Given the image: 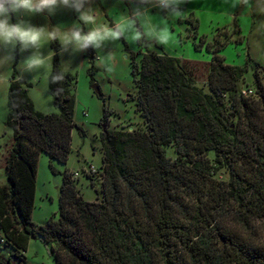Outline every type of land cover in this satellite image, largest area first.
I'll list each match as a JSON object with an SVG mask.
<instances>
[{
  "label": "trees",
  "instance_id": "16d2710c",
  "mask_svg": "<svg viewBox=\"0 0 264 264\" xmlns=\"http://www.w3.org/2000/svg\"><path fill=\"white\" fill-rule=\"evenodd\" d=\"M191 27L197 33V19ZM226 43L214 49L209 91L179 58L148 52L134 61L144 129L102 130V198L86 200L66 170L60 215L42 225L32 221L38 155L66 164L73 130L85 133L75 121L76 76L62 69L56 42L51 114L35 107L31 83L11 81L0 241L20 264L32 236L52 244L55 264H264V67L250 55L244 66L225 63ZM248 71L254 93L245 96ZM57 72L64 78L52 83Z\"/></svg>",
  "mask_w": 264,
  "mask_h": 264
},
{
  "label": "rangeland",
  "instance_id": "374dc122",
  "mask_svg": "<svg viewBox=\"0 0 264 264\" xmlns=\"http://www.w3.org/2000/svg\"><path fill=\"white\" fill-rule=\"evenodd\" d=\"M199 3H202L200 4L202 7H206L203 1L200 0ZM232 3L233 1L211 0L208 7L210 10L207 13L198 11L193 15L184 10L181 16L167 20L164 19L163 12L152 9L153 22L166 25L170 32L171 39L166 47L132 44L127 40H121L115 44H108L105 50L97 52L90 48L86 52L70 55L69 52H61L58 40L47 42L46 37L42 40L44 45L41 52L44 55L50 56L52 52L55 54L54 44L56 42L59 44L58 55L62 69L76 76L75 121L85 133L77 127L73 130L72 151L66 164L51 161L45 152L39 153L37 190L32 213L34 223L42 225L53 216L56 219L59 217L60 189L66 170L72 172L73 179L86 200L97 201L102 198L101 131L106 128L129 131L144 129V119L137 110L136 78L139 75L134 74L133 62L136 61L141 65L145 53L168 54L181 59L182 62H187L193 72L195 85L205 91L210 90L208 76L217 43L227 42L219 52L225 63L244 66L250 55L253 60L264 67V25L259 30L245 26L241 36L234 27H222V21H233V18L229 15L225 16V13L218 15L216 12L231 10L229 5ZM92 6L96 9L98 22L109 25L132 8L130 0H92ZM78 15L72 9L60 7L51 15L47 12L21 14L19 17L13 14L11 22L16 23L18 20H23L37 27L49 29L59 27L61 30H68L76 24H81L87 30L89 26H84L79 21ZM196 19L197 33L191 27ZM30 52L31 50L21 52L17 46L13 63L0 69V185L9 182L6 163L14 141V131L6 124L9 116L8 92L11 81L17 79L24 83H31L28 86V92L38 110L46 114L58 111L53 102L49 84L54 55L52 59H47L45 65L35 73L21 74L19 64ZM68 62H70V68H66L65 63ZM251 71H248L239 82L241 89L254 88ZM105 109L110 111L106 125L102 122ZM167 152L169 156H175L173 148H168ZM92 165L99 172L88 176L87 172ZM51 245L40 236L36 238L32 236L25 252L24 264H55V257L50 251ZM8 263L20 264V259L12 256L11 247L0 241V264Z\"/></svg>",
  "mask_w": 264,
  "mask_h": 264
},
{
  "label": "clouds",
  "instance_id": "9594fccd",
  "mask_svg": "<svg viewBox=\"0 0 264 264\" xmlns=\"http://www.w3.org/2000/svg\"><path fill=\"white\" fill-rule=\"evenodd\" d=\"M132 8L111 25L97 20L96 9L92 0H0V69L11 65L15 59L14 53L19 46L21 52L31 50L30 54L19 64V71L35 73L41 69L47 59H52L41 52L42 40L59 41L61 52L75 54L88 49L105 50L108 44L127 40L132 44L160 45L166 47L171 39L168 27L153 22L152 9H158L165 14L164 19L179 17L183 13L182 5L188 0H130ZM252 0H235L234 7H247ZM259 11L264 14V3L256 0ZM60 7L77 12L81 24H76L68 30L59 27L51 29L37 27L23 20L11 22L13 14L45 13L54 14ZM70 68V62L65 63ZM64 75L57 72L51 75V82L63 80Z\"/></svg>",
  "mask_w": 264,
  "mask_h": 264
},
{
  "label": "crops",
  "instance_id": "0c3cea01",
  "mask_svg": "<svg viewBox=\"0 0 264 264\" xmlns=\"http://www.w3.org/2000/svg\"><path fill=\"white\" fill-rule=\"evenodd\" d=\"M200 0H188L187 3L182 5V9L185 11L191 12L193 15L194 13L198 11H204L208 12L210 10L208 7L210 5L211 0H201L203 1V4L206 5V7H202L199 3ZM219 2H232V4L229 5L231 6V10L225 11V10H218L216 13L218 15H221L225 13L233 18V21H225L221 22L220 24L224 28H231L234 27L236 28V31L239 33V35L242 33L244 30L243 28L245 26H251L253 30H259L262 25H264L263 19H264V14H262L256 4V0H252V2L247 6V7H234L235 0H218ZM262 3H264V0H261ZM249 12V13H248ZM214 14L213 12H211ZM249 20V21H248ZM241 36V35H240Z\"/></svg>",
  "mask_w": 264,
  "mask_h": 264
},
{
  "label": "built area",
  "instance_id": "2783aa9c",
  "mask_svg": "<svg viewBox=\"0 0 264 264\" xmlns=\"http://www.w3.org/2000/svg\"><path fill=\"white\" fill-rule=\"evenodd\" d=\"M253 93H254V91L252 89H248V88L242 89V94L245 96L252 95ZM88 172H91L92 174H94V173H97L98 170L95 166L92 165ZM76 175H78V173H76Z\"/></svg>",
  "mask_w": 264,
  "mask_h": 264
},
{
  "label": "water",
  "instance_id": "95a60500",
  "mask_svg": "<svg viewBox=\"0 0 264 264\" xmlns=\"http://www.w3.org/2000/svg\"><path fill=\"white\" fill-rule=\"evenodd\" d=\"M97 90H98V88L97 87H95ZM34 238H36V236H34ZM8 264H10V263H8Z\"/></svg>",
  "mask_w": 264,
  "mask_h": 264
}]
</instances>
